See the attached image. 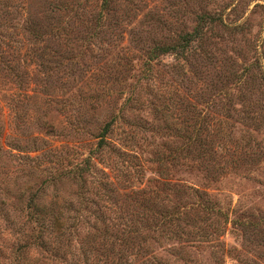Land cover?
Masks as SVG:
<instances>
[{
    "label": "rangeland",
    "instance_id": "rangeland-1",
    "mask_svg": "<svg viewBox=\"0 0 264 264\" xmlns=\"http://www.w3.org/2000/svg\"><path fill=\"white\" fill-rule=\"evenodd\" d=\"M61 1L68 8L78 3L81 9L53 14L67 24V35L54 48L64 64L46 78L47 91L37 93L50 99L39 113L45 111L46 118L72 134L68 121L78 119L81 126L82 119H90L94 129L121 109L126 137L119 149L125 153L95 160L93 174L118 189L129 181L133 187L154 190L166 195L169 203L184 206L177 208L184 213L178 223L183 232L179 238L169 234L157 241L148 239L150 253L160 261L212 264L214 253L220 264H237L236 257L244 261L241 264H264V0H111L105 31L87 43L79 38L92 24L79 13L89 17L97 13L101 0ZM26 3L36 19H44L36 10L45 1ZM201 14L221 17V23L205 30L202 56L194 54L183 63L173 53L162 54L150 61L149 72L142 76L144 52L152 41H168L178 31H190ZM10 17L20 18L17 12ZM125 64L129 68L124 71ZM30 67L36 79L44 78L36 66ZM98 82L110 91L98 92ZM97 94V107L90 108L91 113L87 100ZM192 111L206 116L210 132H219L214 139L211 136L217 153L205 164L180 161L175 165L165 160L163 175L158 176L154 158H167L181 143L174 129H190ZM35 122V117H28L32 132ZM111 134L124 136L117 127ZM67 140L56 142L63 145L60 153L74 147L85 154L94 143L81 134ZM171 182L203 192L200 199H207L212 212L203 214V208L188 206L195 197L165 189ZM88 196L95 198L91 192ZM8 238L6 233L0 237V264H12L5 244ZM29 256L32 264H51L33 252Z\"/></svg>",
    "mask_w": 264,
    "mask_h": 264
},
{
    "label": "trees",
    "instance_id": "trees-1",
    "mask_svg": "<svg viewBox=\"0 0 264 264\" xmlns=\"http://www.w3.org/2000/svg\"><path fill=\"white\" fill-rule=\"evenodd\" d=\"M42 1L45 6L35 9L44 18L39 20L31 14L26 0H0V237L3 233L9 235L5 244L12 264H32L30 252L51 264H165L150 253L148 239L157 241L169 234L179 238L183 232L178 223L184 220V213L177 208L184 206L169 203L166 195L154 190L133 187L129 181L118 189L111 181L100 180L93 174L95 160L102 162L108 156L125 153L119 149L126 137L121 109L97 123L94 129L90 128L95 125L90 119H82L81 126L78 119L68 121L72 134L46 118L45 111L39 113L42 107H48L43 103L50 99L37 93L47 91L50 82L46 78L58 73L59 66L64 64L62 54L54 48L61 46L67 35V24L53 18V14L67 9L76 13L81 9L78 3L68 8L65 1ZM110 1L101 0L97 13L90 17L79 13L92 24H86L88 28L79 38L82 42H90L98 32L105 31L103 22L111 13ZM13 12L18 13L20 20L10 17ZM220 19L201 14L190 31H178L168 41H152L144 52L142 76L144 71L149 72L150 61L159 55L173 53L183 63L194 54L202 56L200 43L205 30L212 23H221ZM31 64L44 78H35ZM124 67V71L129 68L127 64ZM97 87L98 92L110 91L100 82ZM99 97L97 94L87 100L88 111L95 110ZM30 116L36 120L34 132L27 126ZM205 117L193 112L189 116L190 129H174L173 134L181 143L173 147L167 158H154L158 176L163 175L165 160L175 165L180 161L205 164L214 157L217 145L213 139L219 132L209 131ZM114 127L124 134L122 138H112ZM74 134L92 138L94 143L85 154L74 147L60 153L63 145L56 142H67L68 136ZM64 186L67 190H63ZM164 188L179 192L178 195L194 196L196 200L188 206L203 208V214L212 212L207 199H200L204 193L196 188L177 182ZM90 192L95 198L88 196ZM127 192L130 197H126ZM234 259L237 264L243 261ZM213 260L212 264H220L214 253Z\"/></svg>",
    "mask_w": 264,
    "mask_h": 264
}]
</instances>
